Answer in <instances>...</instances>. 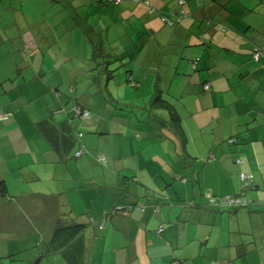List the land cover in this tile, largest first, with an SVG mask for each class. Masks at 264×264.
<instances>
[{
	"label": "crops",
	"instance_id": "0c3cea01",
	"mask_svg": "<svg viewBox=\"0 0 264 264\" xmlns=\"http://www.w3.org/2000/svg\"><path fill=\"white\" fill-rule=\"evenodd\" d=\"M97 1L76 0L70 17L87 25V18L96 14L101 28L119 25L120 36L128 40L117 50L124 54L119 59H126L122 64L136 82L122 94L136 92L138 103H145L150 92L163 94L182 118L187 143L184 148L172 127L159 124L168 120L164 111L153 110L140 121L121 116L112 106L117 96L112 92L103 108L90 79L67 89L42 75L40 84L29 85L30 95L19 96L24 98L20 104L6 95L0 109L8 114L0 120V176L7 187V194L0 195V264L36 259L38 264H264V231L256 232L264 229V221L258 212L232 208L225 214L206 205L207 195L225 194L207 185V174L229 182L234 170L264 173V59L254 62L249 55L254 46L264 50V0H186L183 5L178 0H113L105 6L100 0L96 7ZM181 11L185 15L178 22L162 19L174 20ZM43 32L36 36L44 38ZM99 42L81 40L92 48ZM166 46L171 50L162 53ZM198 55L202 57L194 69L189 60ZM82 61L79 55L73 76L86 66ZM136 69L154 75L142 81ZM204 80L210 81L209 91L200 86ZM33 93L47 94L50 100L39 106L37 116L26 109ZM71 98L89 110V119L71 118ZM47 117L55 126L50 125L49 136L38 126ZM236 122L244 128L258 125L257 133L243 140V132L232 128ZM76 131L82 135L77 137ZM228 136L237 144H229ZM78 143L91 154L74 158ZM96 154L106 162H97ZM184 154L197 156L185 170L178 163ZM235 156L245 162L232 167ZM191 171V181L173 180L165 187L169 199L160 200L158 210L150 195L149 201L139 199L145 210L129 208L134 194H143L142 186L159 191L169 173L188 179ZM238 190L234 181L231 192ZM122 206L129 212L113 214L99 226L103 212ZM241 215L252 230L240 224ZM58 223L84 227L68 244L52 249Z\"/></svg>",
	"mask_w": 264,
	"mask_h": 264
},
{
	"label": "rangeland",
	"instance_id": "374dc122",
	"mask_svg": "<svg viewBox=\"0 0 264 264\" xmlns=\"http://www.w3.org/2000/svg\"><path fill=\"white\" fill-rule=\"evenodd\" d=\"M69 1L0 0V109L6 99V95L14 96L17 98L15 103L20 104V100L24 98H19V96L24 97L23 94L25 93L30 95L29 85L40 84V76L42 75L46 77V81L51 85L56 86L59 84L63 88L70 89L71 84L72 86H80L85 83L86 80L90 79V71L96 72V67H98L99 71L97 73L103 78V82L108 85L112 93L121 95L122 91L125 90L127 83H125V79L123 78L126 74V67L129 66L122 64L126 63L125 58L121 60L116 59L110 53V51L119 50L126 43V40H123L118 31L117 27L119 25L114 23L117 26H111V30L101 28L100 25L95 24L97 18L96 14H93V16L87 18V20L89 19L87 25H90V27H87L78 16L70 17L77 2L76 0ZM98 2H96V7L99 6ZM83 7L82 5V9ZM41 30L45 34V37L42 39L36 36ZM98 37H102V40H98ZM81 40L85 42L97 40L102 43L103 49H110L107 51V53L111 54L109 56L111 57V63L108 65V69L113 70V73H111L113 76L105 69L101 70L97 65L100 60H104L102 55L106 53L98 54L100 57L92 58V45H85L81 43ZM121 42H124V44ZM33 44H38L39 47H43L44 49L46 48V50H43L46 54H42L43 48H33ZM170 50L166 46L161 52L168 53ZM38 52L40 53L35 58L34 55ZM79 55L86 66H80L78 76H73L75 72L71 71V69L75 68L74 64L76 59H79ZM66 65L68 68H66ZM86 69L90 71H84ZM119 72L120 75H118ZM136 73L138 76H141L142 81L146 82H149L154 75V72L143 73L137 69ZM9 87H12L13 90L4 92ZM52 91L54 90H50L48 94ZM67 93L63 92V95H68ZM46 95L33 93L34 99L28 103L26 108L30 115L37 116L40 110L39 106L43 102L50 101ZM71 100L73 99L71 98ZM49 111L52 113L51 110ZM255 164L257 165L258 163L255 162ZM194 175L191 172L190 177ZM250 175L247 174L246 176L252 177L251 179L259 182V188L247 186L245 181H241L243 189L240 190V193H243L246 200L249 201V205L246 206L245 203H241L240 206L235 205L232 208H235L238 212L240 210L258 212L256 216L261 221H264L261 211L263 210L264 202L260 201L258 204L256 203L259 199H264V173L256 171ZM229 177L231 178L229 182H219L218 179L209 173L206 175V182L215 191L220 190L226 195H232L234 192H231V188L234 181L240 187V178L236 170L232 174L229 173ZM193 187L196 190V183L192 185ZM232 208H225L223 213L227 214L230 211H235ZM241 217V221L240 218L238 219L240 224L252 230V225L248 223V220H243V215ZM260 231H264V229H257L258 235Z\"/></svg>",
	"mask_w": 264,
	"mask_h": 264
},
{
	"label": "trees",
	"instance_id": "16d2710c",
	"mask_svg": "<svg viewBox=\"0 0 264 264\" xmlns=\"http://www.w3.org/2000/svg\"><path fill=\"white\" fill-rule=\"evenodd\" d=\"M100 1V0H99ZM103 0H101L100 2H102ZM113 0H105L103 5H107L112 2ZM116 2H118L119 0H115ZM178 3L180 5H183L186 3V0H178ZM185 15L184 12H180L179 15H176V19H171L167 16H162V19L164 20V22L168 23V24H172L175 22H178L181 18V16ZM186 15H189L188 13ZM208 22L211 20H207ZM216 26H218L219 28H223L222 26H220L219 24H216ZM126 42H128V40H126ZM122 44H124V42H121ZM198 45H203L202 42L199 41ZM206 45V44H205ZM124 46V45H123ZM122 48V47H121ZM184 49H186V47H184ZM110 49H103L102 48V44L99 42V44H96V46L93 47L92 50V58H97L100 57V55L98 54H104V52L106 54L102 55L104 58V60H100L97 65L99 66V68L105 69L106 71L113 73V70H109L108 65L111 63V60L109 57L112 53L116 59H119L120 57H123L124 54H122L121 52H117V51H110V53H107V51ZM203 52V50H201ZM131 52H136V46L135 48L131 51ZM257 53V57H254V54ZM116 54V55H115ZM202 55V54H200ZM198 55L197 59L194 58L189 60L192 63V66L194 69H196V65L199 62V60H201V57ZM250 58L254 61V62H261V59H264V50H262L259 47L254 46L251 50H250ZM102 67V68H101ZM98 67H96V72H91L89 74V78L91 80L92 86H94V89L97 90L98 92L94 91V95L96 97V99L98 101H100V103L103 105L102 107H106V102H108L110 100V96L112 95L111 90L109 89L108 85L103 82V78H101L99 76V73H97ZM130 71V69H129ZM128 71V72H129ZM199 71V69H198ZM197 71V72H198ZM127 74V78H125V83H127V86H136V82L135 79H133L132 75ZM97 73V75H96ZM185 74V73H184ZM110 76V75H109ZM111 76H113V74H111ZM109 78V77H108ZM200 86L202 88L203 91H209L210 90V81L209 80H204L203 82L200 83ZM133 90H135L133 88ZM106 95V97L109 99H106L104 97V94ZM139 94H137L135 92V94H130L126 92V94H121V95H117L115 96V102L112 103V106L116 107L119 111H120V115L127 117V118H133V120L135 121H140L143 120L144 118H147L151 113H153V110H161L164 111L168 114V120L165 121L166 123H164V121L159 122V124L161 126H170L172 127V129L176 132V134L178 135V137L181 139L182 141V145L185 148L186 145V141H187V135L185 132V129L182 126L181 123V116L178 113V111L176 110V107L174 106V104L172 102H170L165 96H163V94H161L158 91H153L150 92L149 95H147V99L145 100V103H138L135 102V100H139V98L141 96H138ZM113 96V95H112ZM112 99H114L112 97ZM76 100H72V104L70 105L71 107L70 109V113H71V118H75V119H79V120H85V119H89L91 117V114L89 112V110L85 107H83L80 104H76L75 103ZM87 112V114L85 115V113ZM8 117L7 113L1 112L0 113V119H6ZM227 118V117H226ZM48 119V120H47ZM47 119H44L42 121H40L38 123V126L40 128V130L42 129L43 134L45 135H50L51 134V127L50 125L53 126V128H55V126L53 125V123L51 122V120H49V117H47ZM47 123V124H45ZM47 125H49L47 127ZM246 128H244V123H240V122H236L233 124L232 128L234 131L236 132H243V140L248 138L250 135V132H256L257 127H259L258 125H255V127L253 126H245ZM220 129V126L218 128V130ZM213 131V130H210ZM264 131L261 130V132ZM214 132V131H213ZM216 133V132H215ZM257 133V132H256ZM76 135L77 137H80L82 135V132L80 131H76ZM225 140H227V142L231 145H233L232 143L237 144V141H235V137H226ZM79 153V155L77 154ZM89 154L90 152L83 147V145H81V143H78V149L76 150V152L73 154L74 158H78L80 157L82 154ZM91 154V153H90ZM189 156V157H188ZM95 159L97 162L103 164L104 162H106V157L103 154H96ZM212 157L211 155L208 157L210 158ZM220 157V156H219ZM237 157V158H236ZM233 158V162H231L230 164L232 165H236V166H241L245 161L243 158L236 156ZM103 158V160H102ZM190 158V159H189ZM188 159V161L185 162V160ZM194 162L197 160V156H191L189 154H184L183 158L181 160H179V164L182 167L183 170H185V168H188L189 163ZM203 163H201L200 165H202ZM233 167V166H232ZM189 168H192L189 167ZM184 172V171H183ZM192 172V171H191ZM190 172V175H191ZM195 171H193L192 173L194 174ZM237 173L239 174V178H240V187L239 190L236 193H233L232 195H226V194H209L207 195V206H211V207H215L216 210L218 209H225V208H232L235 205L240 206L241 203H245L246 206L249 205V201L246 200V198L244 197L243 193H240V190L243 189L242 186V182L245 181L247 186H254L256 189L258 186L255 185L253 179H251L252 177H248L246 176L247 174H249V176H251L250 174L252 172L250 171H237ZM202 174V173H201ZM168 179L167 182L164 183V185L162 186V190H153L150 188H147L145 186H142L141 189H143V194H134L133 197H135V200L132 204H129V208H135L138 207L140 209V211L145 210V207L147 206L146 203H140L139 199L143 198L145 201H149V196H152L154 198V200H156V204L154 205V210H158V206L160 205L161 201L163 200V198L166 196V199H169L168 196L166 195V193H164L165 191V187L170 186V184L173 182V180H180L183 183L187 182V181H191V179H193V177H190L187 179L186 176H181L179 173L178 175L175 172H171L168 174ZM197 179H195L196 181ZM193 181V180H192ZM194 181V182H195ZM242 181V182H241ZM197 182V181H196ZM163 191V192H162ZM7 194V187L5 184L4 179L0 176V195L4 196ZM242 196V198H241ZM261 200H259L258 202H256L257 204L260 202ZM127 212H129V209L127 207H120V208H112L111 210L107 211V212H103L102 216H101V220H102V225H99L100 227L104 226V221L106 219H108L110 216H112L113 214L116 213H124L126 214ZM154 212V211H153ZM84 225L81 224H73V225H62L60 223L56 224L52 237H51V248L55 249L58 247H62L66 244H68L82 229H83ZM31 264H38V260H34Z\"/></svg>",
	"mask_w": 264,
	"mask_h": 264
},
{
	"label": "built area",
	"instance_id": "2783aa9c",
	"mask_svg": "<svg viewBox=\"0 0 264 264\" xmlns=\"http://www.w3.org/2000/svg\"><path fill=\"white\" fill-rule=\"evenodd\" d=\"M254 57L256 58L257 57V53L254 54ZM87 114V112L85 113V115ZM79 155V153H77ZM103 160V158H102ZM175 264V263H174Z\"/></svg>",
	"mask_w": 264,
	"mask_h": 264
}]
</instances>
